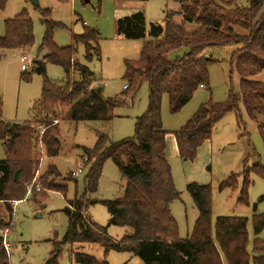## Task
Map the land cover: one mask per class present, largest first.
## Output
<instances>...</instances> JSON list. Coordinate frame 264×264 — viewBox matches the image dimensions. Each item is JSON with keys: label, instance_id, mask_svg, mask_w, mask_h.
<instances>
[{"label": "trees", "instance_id": "16d2710c", "mask_svg": "<svg viewBox=\"0 0 264 264\" xmlns=\"http://www.w3.org/2000/svg\"><path fill=\"white\" fill-rule=\"evenodd\" d=\"M128 2L132 0H115ZM180 6L178 13L166 12L162 22L151 23L146 29L144 13L134 12L119 17L116 35L127 40L151 39L144 43L138 62L125 61L124 81L127 91L136 92L143 83L148 85V107L135 123L133 138L110 143L99 135L92 149L83 150L84 193L67 201L64 212L69 226L64 238L54 242L45 264H59L63 250L70 247V257L75 264H109L93 256L80 253L77 245H99L104 252H129L145 264H264V240L258 238L264 229V213L253 216V255L247 247L249 235L248 219L239 216H218L212 222V189L210 185L196 183L187 186L198 217L189 237L179 236L178 225L171 214V205L179 199L171 167L165 155L166 137L163 130L161 106L167 96L172 114L179 112L200 88L209 87L208 67L217 63L203 56L208 48L234 47L230 58L231 67L240 78V92L230 91L225 103L212 101L203 104L195 115L174 133L178 156L183 162H194L199 148L212 138L215 126L231 112L239 111V103L251 119L264 116V82L254 80L264 71V0H169ZM7 0H0V11ZM45 33L40 52L42 59L32 60V70L24 75L29 80L31 73L43 78L41 98L32 108V119L18 123L3 120V101L0 94V142L5 158L0 160V202L12 215V202L23 201L27 187L39 167L36 126L42 119L47 126L41 145L44 156H58L62 144L59 138L61 121L107 122L113 111L123 104V98H107L102 88H94L93 72L80 64L76 58L77 47L85 48V59L92 61L100 52L99 33L85 29L74 35L70 47L59 48L53 41L54 31L62 25L49 20V11L40 10ZM182 17L177 22L176 17ZM195 26L189 30L186 25ZM34 45L33 23L24 11L17 17L5 21V35L0 38V50L26 52ZM182 48L188 49L181 57L168 60L167 55ZM2 57L0 56V59ZM60 66L67 80L58 86L46 77V66ZM71 74L78 79L71 80ZM125 94V95H126ZM240 117V116H239ZM58 121L57 124H53ZM41 126V125H40ZM264 141V125L259 126ZM42 138V137H41ZM112 161L125 181L123 195L114 200L94 202L87 196L98 190L104 164ZM20 171L19 182L14 175ZM47 174L59 176L57 170L49 168ZM264 179V167L260 162L245 168L242 183L239 175L231 176L220 183L218 189H239L237 202L248 205L250 176ZM72 173L64 178L68 183ZM44 180V179H43ZM45 191L66 193L67 186L41 184ZM36 197V196H35ZM32 199V198H31ZM30 199V200H31ZM35 202L34 200H31ZM106 207L109 224L130 229L120 240L107 234V228L96 224L89 216V207L94 204ZM10 224L0 218V235ZM0 264H10V253L0 236Z\"/></svg>", "mask_w": 264, "mask_h": 264}, {"label": "rangeland", "instance_id": "374dc122", "mask_svg": "<svg viewBox=\"0 0 264 264\" xmlns=\"http://www.w3.org/2000/svg\"><path fill=\"white\" fill-rule=\"evenodd\" d=\"M39 4V8H35L30 0H7L5 9L0 11V38L5 35V21L14 19L24 11L32 20L34 35V45L26 52L0 50L3 120L18 124L30 121L31 110L40 101L43 78L31 73L29 80L24 79V75L32 70V63L28 65L26 71L21 70L24 54L28 55L31 62L42 59L45 55V52H40L45 33L40 10L49 11V20L62 25V28H57L53 35V41L59 48L70 47L73 36L83 34L85 29L98 31L100 52L89 62L85 59L84 46L79 45L76 58L80 64L93 72L98 80L93 83L94 88H102L105 97H120L124 101L114 109L113 118L107 122L61 121L59 138L62 147L58 156L52 159L44 156V148L41 146V140L43 141L41 131L44 132L47 126L41 124L43 119L38 122L35 138L38 143L39 167L27 187V196L23 201L11 203L14 209L12 215L7 213L4 204L0 202V218L10 224L9 229L0 235L4 237V242L9 247L10 264H45L54 242L61 241L67 232L69 220L64 210L68 206L67 201L83 195L87 171L83 169L79 176L71 177L68 183H65L64 178L76 172L84 163L82 160L84 148L92 149L99 135H104L110 143L133 138L136 120L147 110V83H143L138 91H127L126 94L124 87L127 86V82L123 78L125 61L138 62L144 43L151 39L127 40L118 37L117 19L141 11L144 13L148 31L151 23L163 21L166 12L180 11V6L169 0L128 2L39 0ZM176 20L182 22L179 16ZM186 28L192 30L195 26L188 24ZM187 51L188 49L182 48L171 52L167 55V59H177ZM233 51L234 47L230 46L208 48L203 52V56L217 61L208 67L209 87L198 89L189 103L179 112L172 114L167 96L163 97L162 127L168 132L165 155L171 167L175 188L180 194L179 199L172 203L170 210L178 225L180 238L189 237L198 212L187 192V186L193 183L210 185L213 225L218 216L247 218L249 235L247 250L253 255L256 236L253 233L252 218L255 214L264 213V179L256 175L250 176L248 205L237 202L239 189L220 192L218 187L231 174L239 175L238 181L242 183L243 170L251 168L257 162L264 167V141L259 131V126L264 125V116L256 114L255 119H251L240 102L238 112L226 114L215 126L211 140L207 145L204 144L199 148L197 158L192 163L183 162L179 158L174 136V133L179 131L203 104L209 101L216 104L225 103L230 91L240 92V78L230 64ZM46 77L58 86L67 80L64 69L52 64L46 66ZM78 78L76 74L70 76L71 80ZM253 79L264 82V71ZM4 158V149L0 142V160ZM48 167L57 170L59 176L47 174ZM43 182L52 186H67L66 193L45 191L41 186ZM124 183L119 169L112 161H107L103 167L97 192L88 195L87 199L94 202L118 199L123 195ZM30 199H35V202ZM88 213L96 224L107 228L110 238L120 240L126 235L124 228L109 224L110 216L104 205L94 204L89 207ZM258 238L264 240V229ZM74 248L100 261L106 260L109 264H145L139 257L129 252L111 251L106 254L99 245L84 244ZM59 264H75L70 257V247L65 248L61 253Z\"/></svg>", "mask_w": 264, "mask_h": 264}, {"label": "built area", "instance_id": "2783aa9c", "mask_svg": "<svg viewBox=\"0 0 264 264\" xmlns=\"http://www.w3.org/2000/svg\"><path fill=\"white\" fill-rule=\"evenodd\" d=\"M22 61H23V64H22V67H21V70H24V71H26L27 70V68H28V65H30L31 64V60L29 59V57H28V55L27 54H24L23 56H22ZM96 86H97V84H96ZM98 88V87H97ZM125 88V90L127 89V86H125L124 87ZM58 123V121H54L53 122V124H57ZM40 129H41V127H40ZM41 133H43V131H41ZM41 135V134H40ZM42 146V145H41ZM43 148V147H42ZM85 162L86 161H84V163L78 168V170L76 171V172H73L72 173V177H77V176H79L81 173H82V171H83V169H84V164H85ZM5 248L7 249V250H9V247H8V245H6V243H5Z\"/></svg>", "mask_w": 264, "mask_h": 264}, {"label": "water", "instance_id": "95a60500", "mask_svg": "<svg viewBox=\"0 0 264 264\" xmlns=\"http://www.w3.org/2000/svg\"><path fill=\"white\" fill-rule=\"evenodd\" d=\"M30 2L32 3V5L35 7V8H39L40 4H39V0H30ZM19 179H20V171H17L14 175V181L17 183L19 182ZM127 233H130L131 230L130 229H127L126 230Z\"/></svg>", "mask_w": 264, "mask_h": 264}, {"label": "crops", "instance_id": "0c3cea01", "mask_svg": "<svg viewBox=\"0 0 264 264\" xmlns=\"http://www.w3.org/2000/svg\"><path fill=\"white\" fill-rule=\"evenodd\" d=\"M174 12H179L178 10H175ZM180 17V16H179ZM181 19H182V17H180ZM97 80V79H96ZM124 90H125V88H124ZM103 95H104V92H103ZM108 98V97H107ZM167 137H168V135H167ZM167 137H166V141H167ZM207 143H209V142H206L205 144L207 145ZM178 150H177V144H176V152H177Z\"/></svg>", "mask_w": 264, "mask_h": 264}]
</instances>
